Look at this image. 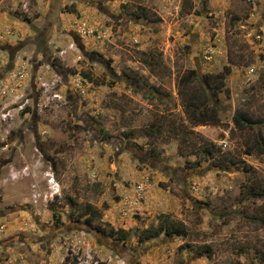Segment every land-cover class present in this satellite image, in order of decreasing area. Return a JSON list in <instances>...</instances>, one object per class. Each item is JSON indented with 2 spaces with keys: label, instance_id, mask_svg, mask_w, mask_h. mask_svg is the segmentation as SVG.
Returning <instances> with one entry per match:
<instances>
[{
  "label": "rangeland",
  "instance_id": "rangeland-1",
  "mask_svg": "<svg viewBox=\"0 0 264 264\" xmlns=\"http://www.w3.org/2000/svg\"><path fill=\"white\" fill-rule=\"evenodd\" d=\"M2 13L0 264H264V0H0ZM221 72L210 100L202 79ZM188 100L216 102L217 119L197 123ZM171 222L179 233L139 240Z\"/></svg>",
  "mask_w": 264,
  "mask_h": 264
},
{
  "label": "trees",
  "instance_id": "trees-1",
  "mask_svg": "<svg viewBox=\"0 0 264 264\" xmlns=\"http://www.w3.org/2000/svg\"><path fill=\"white\" fill-rule=\"evenodd\" d=\"M230 66H225V71L229 72ZM224 75V72L218 73V74H207L205 75V79H202V83L204 86L206 84H209V89L206 90V95L209 94V99L211 100V95L214 93H217V91L222 87L223 80L222 77ZM199 78L197 70H190L188 74H185L181 77L180 83L182 84V89L188 83L193 81L194 79ZM205 104L204 101L200 103L193 102V100H188L185 103L186 111L188 112L189 116L196 121L197 123H205L207 121H213L217 119V113L216 108L217 104L216 102L212 103L211 111L207 109L206 106H203ZM234 121L236 125L240 128L244 127H252L254 123L257 121L248 116L244 112H236L234 115ZM264 143V142H263ZM259 149L261 152H264V144H259ZM252 148H248L247 153H251ZM206 153H212L210 148H206ZM257 194H261V192H257ZM91 208V206H89ZM180 228L174 222H171V225H158V226H150L143 230H141L138 238L140 241L149 239L155 236H158L159 234L165 232L166 234H172V233H179ZM117 230L111 229L110 234H115ZM126 235V234H125ZM68 258V257H67Z\"/></svg>",
  "mask_w": 264,
  "mask_h": 264
},
{
  "label": "built area",
  "instance_id": "built-area-1",
  "mask_svg": "<svg viewBox=\"0 0 264 264\" xmlns=\"http://www.w3.org/2000/svg\"><path fill=\"white\" fill-rule=\"evenodd\" d=\"M18 73H19V77L21 78V75H22L21 71L18 72ZM6 92L7 91L5 90V88L4 87L2 88V86H0V96L2 94L6 93ZM16 96H18V95H16ZM53 97H58L59 98L60 97V94L57 93V92H53ZM19 105H20L19 107L23 108V106L25 104H20L19 103ZM48 182L51 185V188H52V190H51V196L53 197V195H55L56 193H59L60 186H59V183L55 180V177L54 176L49 177L48 178ZM95 264H98L97 260H95Z\"/></svg>",
  "mask_w": 264,
  "mask_h": 264
},
{
  "label": "crops",
  "instance_id": "crops-1",
  "mask_svg": "<svg viewBox=\"0 0 264 264\" xmlns=\"http://www.w3.org/2000/svg\"><path fill=\"white\" fill-rule=\"evenodd\" d=\"M7 14H3L2 13V15L0 16L1 17V19H2V17H4V21H5V23H4V25H2V27H3V29L4 28H6V29H10L11 27H10V25H8L9 24V22H8V16H6ZM12 21H14V22H16V23H18V24H21L20 23V21H18V20H12ZM22 25V24H21ZM12 29V28H11Z\"/></svg>",
  "mask_w": 264,
  "mask_h": 264
},
{
  "label": "flooded vegetation",
  "instance_id": "flooded-vegetation-1",
  "mask_svg": "<svg viewBox=\"0 0 264 264\" xmlns=\"http://www.w3.org/2000/svg\"><path fill=\"white\" fill-rule=\"evenodd\" d=\"M69 221H78V220H75L74 218L70 217ZM78 224H79V222H77L75 226H78ZM63 228H64L63 226H59L58 230L63 229Z\"/></svg>",
  "mask_w": 264,
  "mask_h": 264
}]
</instances>
